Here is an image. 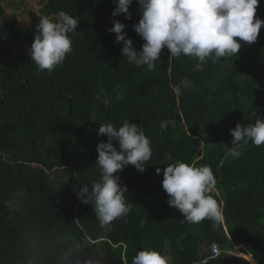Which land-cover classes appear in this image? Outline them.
Wrapping results in <instances>:
<instances>
[{
  "label": "trees",
  "instance_id": "1",
  "mask_svg": "<svg viewBox=\"0 0 264 264\" xmlns=\"http://www.w3.org/2000/svg\"><path fill=\"white\" fill-rule=\"evenodd\" d=\"M115 7L114 0H46L42 16L55 22L63 11L79 22L68 33L72 52L49 72L28 52L5 50V40L30 48L39 23L17 32L18 17L8 23L0 5V264H132L141 250L167 255L169 264H264V145L241 142L239 157L229 152L237 123L264 119V26L255 43L207 59L202 71L194 70L196 58L170 57L166 47L149 70L129 63L108 31L118 20L141 49L137 0L131 19L113 18ZM257 18L264 21V0ZM184 79L192 85L177 95L173 86ZM169 120L175 126L162 131ZM125 121L142 127L152 156L143 173L128 165L115 174L131 210L102 224L94 199L84 204L77 194L102 179L96 149L108 137L97 136L98 127ZM176 161L210 166L216 184L208 194L222 221L191 223L168 205L163 172ZM212 243L222 251L216 258Z\"/></svg>",
  "mask_w": 264,
  "mask_h": 264
},
{
  "label": "clouds",
  "instance_id": "2",
  "mask_svg": "<svg viewBox=\"0 0 264 264\" xmlns=\"http://www.w3.org/2000/svg\"><path fill=\"white\" fill-rule=\"evenodd\" d=\"M116 7L111 16L125 15L131 19L129 7L133 0H114ZM141 18L133 25L134 31L144 43L139 51L133 47L130 38H126L125 24L113 20L108 31L115 33V43L123 42L122 56L137 67L147 66L155 70L161 51L167 48L170 57L181 55L196 58L199 63L195 71H202L207 59L213 62L222 57L237 56L242 43L253 44L257 41L264 21L257 18L259 0H137ZM76 18L61 11L53 22L48 17H40L37 25L38 35L29 49L31 61L40 70L51 72L62 65L66 55L72 52V41L68 36L78 26ZM192 82L184 79L173 86L177 95L182 87L188 88ZM126 89L117 93V99H123ZM100 95L96 99L100 100ZM110 101L103 100L107 105ZM174 120L161 123V130ZM233 147L229 152L239 157L238 146L252 141L256 146L264 145V119L257 118L247 126L237 123L230 130ZM97 136H107V143L97 145V163L101 169V181L92 184L91 191L87 183L79 190L77 198L88 204L95 201V212L102 224H109L117 218L126 216L131 210L125 200L126 187L119 183L115 175L124 167L132 165L143 173L145 162L152 156L150 141L141 126L125 121L116 127L112 123L101 124ZM113 141L117 142L114 143ZM118 144V146H117ZM159 169L157 172L159 173ZM216 184L210 166L189 165L182 161L167 165L163 172L162 189L169 199L170 207L183 214L184 220L199 223L204 219L220 222L223 220L222 207L208 193ZM170 258L155 250H141L132 259V264H169Z\"/></svg>",
  "mask_w": 264,
  "mask_h": 264
},
{
  "label": "rangeland",
  "instance_id": "3",
  "mask_svg": "<svg viewBox=\"0 0 264 264\" xmlns=\"http://www.w3.org/2000/svg\"><path fill=\"white\" fill-rule=\"evenodd\" d=\"M45 1L46 0H5L2 1L0 5L5 8V17L8 23H10L15 16L18 17L16 31L20 32L23 28L35 27L40 22V17H44L41 15L40 9ZM9 3H12L16 8L7 7ZM21 3H23L22 6ZM5 41H3L2 45L12 57H16L21 51L29 53L30 48L24 42ZM235 257L241 258L240 256Z\"/></svg>",
  "mask_w": 264,
  "mask_h": 264
},
{
  "label": "built area",
  "instance_id": "4",
  "mask_svg": "<svg viewBox=\"0 0 264 264\" xmlns=\"http://www.w3.org/2000/svg\"><path fill=\"white\" fill-rule=\"evenodd\" d=\"M209 250H210L211 256H212L213 258H216V257L220 256L221 253H222V251H221V249H220V247L218 246L217 243H212V244L209 246ZM228 253H229L230 255H232V256H235V255H233L232 253H230L229 251H228ZM202 263H203V264L206 263V260H205V261H202Z\"/></svg>",
  "mask_w": 264,
  "mask_h": 264
}]
</instances>
